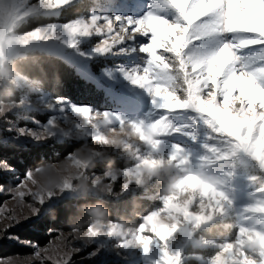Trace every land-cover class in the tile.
I'll use <instances>...</instances> for the list:
<instances>
[{
  "label": "rangeland",
  "instance_id": "374dc122",
  "mask_svg": "<svg viewBox=\"0 0 264 264\" xmlns=\"http://www.w3.org/2000/svg\"><path fill=\"white\" fill-rule=\"evenodd\" d=\"M75 5L78 15L68 18L63 10ZM22 7L17 5V11L10 13L5 4L0 13L1 147H52L56 143L79 146L69 159L65 156L54 161L58 163H48L35 174L33 191L45 200L48 193L60 199L84 194L114 203L136 197L153 207L138 218L136 228L95 221L82 231L59 229L65 237L87 246H81L83 250L74 256V264H162L165 252L180 256V264H257L259 253L264 251L260 247L264 241V212L253 211L246 223L238 220L237 214L253 205V195L264 187V169H258L243 154L225 160L209 151L212 147L224 149L225 145L220 134L213 133L194 110L154 109L153 97L119 71L143 63L145 58L138 51L97 55L93 52L99 40L96 36L82 40L75 49L63 43L69 37L62 33L57 35H63V40L50 38V43L26 39L16 24ZM150 11L169 21L177 15L160 0H138L134 7L107 0H74L61 10L34 17L50 20L43 27L93 13L141 18ZM147 43L148 38L138 35L134 42L121 47L138 50ZM25 51L45 52L70 65L101 91L102 106L65 99L64 105H56L55 98L26 79L7 73L5 65ZM6 96L14 100H4ZM69 105L89 106V116L72 112ZM49 120L56 122L49 139L37 142L18 134L19 129L38 132ZM122 164L127 166H118ZM100 168L110 169L93 176ZM205 185L209 186L207 190ZM140 237L151 241L147 252ZM8 244L19 247L0 241L3 249ZM94 251L97 255L90 257Z\"/></svg>",
  "mask_w": 264,
  "mask_h": 264
},
{
  "label": "snow or ice",
  "instance_id": "6c2138e0",
  "mask_svg": "<svg viewBox=\"0 0 264 264\" xmlns=\"http://www.w3.org/2000/svg\"><path fill=\"white\" fill-rule=\"evenodd\" d=\"M73 2L0 0V13L5 4L10 13L17 11L16 6L22 4L16 21L20 27L41 12H55ZM107 2L134 7L138 0ZM160 3L175 10L177 15L173 20L151 11L141 18L93 13L62 25L37 27L22 35L26 39L50 43L51 39L63 40V35H57L62 33L69 37L63 43L73 49L82 40L96 36L99 40L93 52L97 55L138 51L145 58L143 63L119 71L125 79L153 97L154 109L194 110L213 133L220 134L225 145L224 149L212 147L209 151L218 153L225 160L243 154L257 164L258 169H264V0H160ZM138 35L148 38V43L138 50L121 47L134 42ZM53 87H59V84ZM54 103L64 105L66 101L56 97ZM69 106L72 112L84 117H88L91 111L89 106ZM54 125L55 120H49L47 126L38 132L19 129L18 134L39 142L52 137ZM41 133H45L43 139H37ZM89 139L92 141L91 137ZM74 152H69L64 159L72 157ZM44 165L28 170L18 183H14L16 177L12 174L15 169L7 161L0 160V197H4L0 201V241H9L29 250L0 255V264H74V256L87 247L51 226L46 230L47 243L42 244L36 234H21L22 230L40 221L36 217H44L50 223H55L61 216L68 220L76 206L52 193H48L45 200L41 193L33 191L37 183L35 174ZM92 175L103 173L93 172ZM208 187L205 185L206 190ZM253 211L264 212V187L253 195V205L241 209L237 219L246 223ZM240 230L238 227V233ZM139 242L144 244L147 252L151 241L140 237ZM260 247L264 249V241ZM95 255L97 252L94 251L90 257ZM259 257L257 264H264V251ZM180 261V256L163 254L162 264H180Z\"/></svg>",
  "mask_w": 264,
  "mask_h": 264
},
{
  "label": "trees",
  "instance_id": "16d2710c",
  "mask_svg": "<svg viewBox=\"0 0 264 264\" xmlns=\"http://www.w3.org/2000/svg\"><path fill=\"white\" fill-rule=\"evenodd\" d=\"M63 11L69 15L68 18H74L78 15L79 9L75 5ZM48 21H50L48 18L42 16L29 18L21 25L19 31L22 33L31 31L37 27H41ZM5 68L7 73L26 79L32 86L37 87L41 91L43 89V92L52 98L62 97L74 103L93 107H100L104 103V97L100 90L93 84L82 79L70 65L45 52L25 51L22 55L8 62ZM54 84H59V87L54 88ZM13 98L17 100L16 97ZM4 100L14 99L6 96ZM53 145L52 147L43 145L27 146L26 148L24 146L1 147L0 144V160L7 161L8 164L12 165L15 169L12 175L16 177L14 183H18L23 178V174L28 170L34 169L41 164L47 165L48 163L62 159L69 152L79 149V146H75L74 144L56 143ZM118 166L124 168L127 165L122 164ZM107 169L110 168H100L94 172L99 173L100 170L104 171ZM2 199L3 197H0V201ZM62 200L66 203L76 205L72 209L68 220L66 216H61L55 223H50L46 218L39 217L36 220L40 221L35 226L22 230L21 234L25 236L36 234L43 244L47 243L49 239L46 235L48 226L58 230L73 229L82 231L91 226L95 221H108L126 228H136L140 224L139 219L141 216L151 212L153 208L152 203L149 201L136 197L123 199L114 203L108 200L98 201L94 197L81 194ZM9 245L4 247V249L0 246V255H11L15 252L29 251L28 249Z\"/></svg>",
  "mask_w": 264,
  "mask_h": 264
}]
</instances>
